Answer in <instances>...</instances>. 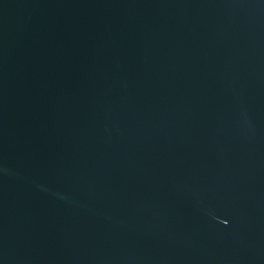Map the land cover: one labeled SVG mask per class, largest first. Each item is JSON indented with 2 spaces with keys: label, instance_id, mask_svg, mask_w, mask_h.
Returning a JSON list of instances; mask_svg holds the SVG:
<instances>
[{
  "label": "water",
  "instance_id": "95a60500",
  "mask_svg": "<svg viewBox=\"0 0 264 264\" xmlns=\"http://www.w3.org/2000/svg\"><path fill=\"white\" fill-rule=\"evenodd\" d=\"M0 264H264V0H0Z\"/></svg>",
  "mask_w": 264,
  "mask_h": 264
}]
</instances>
